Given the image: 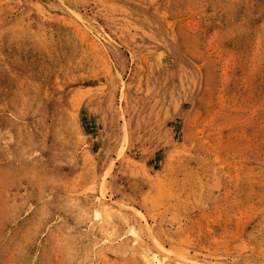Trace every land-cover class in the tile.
<instances>
[{
  "label": "rangeland",
  "instance_id": "rangeland-1",
  "mask_svg": "<svg viewBox=\"0 0 264 264\" xmlns=\"http://www.w3.org/2000/svg\"><path fill=\"white\" fill-rule=\"evenodd\" d=\"M0 264H264V0H0Z\"/></svg>",
  "mask_w": 264,
  "mask_h": 264
}]
</instances>
